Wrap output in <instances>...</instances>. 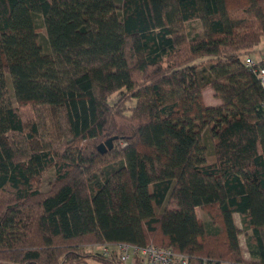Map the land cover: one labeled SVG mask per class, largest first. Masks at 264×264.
<instances>
[{
  "label": "trees",
  "instance_id": "16d2710c",
  "mask_svg": "<svg viewBox=\"0 0 264 264\" xmlns=\"http://www.w3.org/2000/svg\"><path fill=\"white\" fill-rule=\"evenodd\" d=\"M261 37L264 0H0V264H264Z\"/></svg>",
  "mask_w": 264,
  "mask_h": 264
},
{
  "label": "built area",
  "instance_id": "2783aa9c",
  "mask_svg": "<svg viewBox=\"0 0 264 264\" xmlns=\"http://www.w3.org/2000/svg\"><path fill=\"white\" fill-rule=\"evenodd\" d=\"M245 65L256 74L260 84L264 87V52L254 59L245 57ZM102 254L114 256L120 264H187L188 257L171 248H159L153 244L138 246L128 243L100 245Z\"/></svg>",
  "mask_w": 264,
  "mask_h": 264
},
{
  "label": "rangeland",
  "instance_id": "374dc122",
  "mask_svg": "<svg viewBox=\"0 0 264 264\" xmlns=\"http://www.w3.org/2000/svg\"><path fill=\"white\" fill-rule=\"evenodd\" d=\"M38 31H39L41 37H43L44 36V33H43L44 31H43L42 26H39ZM254 49H255V52H254L253 57H259L260 53H262V51H264V37H261L259 43L255 46ZM204 60L205 59H200V60H196V62L200 63L201 61H204ZM7 89H8V92H9V94H8L9 98H11V100H12L13 99L12 93H11L12 92V87H11V82H10V79H9L8 76H7ZM117 98H118L117 93H114V94L110 95L109 102L116 101ZM203 99H204V102H205L206 105H215L216 103H219V100L217 101V99L213 95V92H212L211 88H209V87L204 89V91H203ZM18 108H19V112H20L21 116L24 119H33L34 118L35 109L31 105H18ZM208 158H209V160L212 159V157H208ZM52 181H53V173H52V171H50V170L46 171L44 173L43 177H42V180H41V189L42 190H46L49 187V185H50V183ZM167 205L169 207H173L174 203L171 202V203H169ZM162 207H159V208L156 207L155 208L156 212L159 213L161 211ZM196 213L200 217L204 216V213L201 210H199L198 208L196 209ZM234 221H235L236 225L240 229L239 241H240V244H241V248L244 251L245 250V235H246V232L241 227L240 218H239L238 214H236V213L234 214ZM87 247L88 248L85 251H88L89 254H94L97 251V249H99L97 245H88ZM80 264H99V263L93 261L92 259H90L88 257H86V258H84V260ZM222 264H230V263H222Z\"/></svg>",
  "mask_w": 264,
  "mask_h": 264
},
{
  "label": "water",
  "instance_id": "95a60500",
  "mask_svg": "<svg viewBox=\"0 0 264 264\" xmlns=\"http://www.w3.org/2000/svg\"><path fill=\"white\" fill-rule=\"evenodd\" d=\"M111 138H108L106 139L104 142L102 143H99L97 145V149L100 151V152H104L106 150V148H110L111 147Z\"/></svg>",
  "mask_w": 264,
  "mask_h": 264
},
{
  "label": "crops",
  "instance_id": "0c3cea01",
  "mask_svg": "<svg viewBox=\"0 0 264 264\" xmlns=\"http://www.w3.org/2000/svg\"><path fill=\"white\" fill-rule=\"evenodd\" d=\"M217 101H218V99H217ZM216 104H218V103H216Z\"/></svg>",
  "mask_w": 264,
  "mask_h": 264
}]
</instances>
